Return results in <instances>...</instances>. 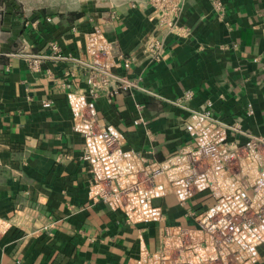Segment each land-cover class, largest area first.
<instances>
[{
	"label": "crops",
	"instance_id": "1",
	"mask_svg": "<svg viewBox=\"0 0 264 264\" xmlns=\"http://www.w3.org/2000/svg\"><path fill=\"white\" fill-rule=\"evenodd\" d=\"M150 2L81 26L25 19L0 0V264H132L156 248L159 222L127 223L90 196L87 119L147 160L189 141L185 126L202 109L264 132V0H185L172 27ZM91 65L136 86L94 94ZM156 203L190 222L172 195Z\"/></svg>",
	"mask_w": 264,
	"mask_h": 264
},
{
	"label": "built area",
	"instance_id": "2",
	"mask_svg": "<svg viewBox=\"0 0 264 264\" xmlns=\"http://www.w3.org/2000/svg\"><path fill=\"white\" fill-rule=\"evenodd\" d=\"M184 2L150 3L154 16L160 15L172 27ZM93 36L85 34L88 41ZM86 81L94 94L111 83L136 86L109 67L95 65ZM87 120L83 158L93 173L90 196L121 210L127 223H160L156 248H142L132 264L258 262L264 247V132L255 133L239 121L202 109L185 126L189 141L162 160H147L124 148L121 131L95 118ZM169 195L184 209L189 223L167 219L156 200Z\"/></svg>",
	"mask_w": 264,
	"mask_h": 264
},
{
	"label": "rangeland",
	"instance_id": "3",
	"mask_svg": "<svg viewBox=\"0 0 264 264\" xmlns=\"http://www.w3.org/2000/svg\"><path fill=\"white\" fill-rule=\"evenodd\" d=\"M7 6L19 12L25 19L42 16L50 22H63L81 26H92L101 19L109 20L112 11L121 10L127 2L139 0H6ZM93 23V24H92ZM92 32V31H90ZM89 40L92 45L97 39ZM105 42L101 45L105 47ZM108 48V46H106Z\"/></svg>",
	"mask_w": 264,
	"mask_h": 264
}]
</instances>
